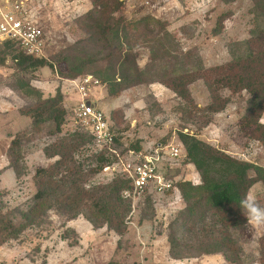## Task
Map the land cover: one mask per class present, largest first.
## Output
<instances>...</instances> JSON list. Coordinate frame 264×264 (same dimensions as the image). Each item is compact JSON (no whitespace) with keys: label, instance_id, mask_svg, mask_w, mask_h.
<instances>
[{"label":"rangeland","instance_id":"rangeland-1","mask_svg":"<svg viewBox=\"0 0 264 264\" xmlns=\"http://www.w3.org/2000/svg\"><path fill=\"white\" fill-rule=\"evenodd\" d=\"M1 1L6 6L20 5L45 30L49 43L46 61L53 67L52 71L48 67L20 71L12 60L17 52L5 51L0 46V56L2 52L5 56V63L0 66V192L4 194L7 210L22 211L35 192V171L53 162L43 156L42 150L55 138L46 136L50 125L37 132L30 129V119L22 116L20 111L34 107L36 102L33 97L18 91L16 83L19 79L29 81L32 87H39L45 99L54 96L57 88L61 94L68 91L70 97L75 98L77 92L68 83L69 79L60 77V73H66L67 66L59 60L65 55L62 53L85 38L75 22L86 14L91 4L89 0ZM119 1L123 5L116 17L135 22L150 16L164 22L166 30L179 43L181 52L197 54L206 69L229 62L231 45L247 40L255 25L250 0H235L229 4L220 0ZM220 17H223L222 28L215 32ZM135 55L141 69L150 61L145 47L136 49ZM87 76L99 82L98 87L89 92L88 99L109 119L123 147L136 142L141 149L158 144L178 145L177 134L183 133L237 160L264 168V141L254 140L250 135L252 126L243 119L246 93L232 95L227 90L222 91L220 96L230 102L221 112L209 115L202 111L211 99L201 80L188 87L196 109L159 83L139 85L111 97L106 86L92 72L87 71L80 78ZM74 101L71 103L76 104ZM206 117L211 118V122L202 126ZM260 123L264 125V113ZM62 131L84 130L75 122L73 112H69ZM22 133L26 134L21 144L24 172L16 177L9 167L7 151L13 138ZM85 149L98 151L94 144ZM122 149L118 152L124 155ZM185 161L180 158L170 163L168 169L164 165L162 171L176 182L188 181L198 185V173ZM118 171H102L94 181L108 184L117 176L121 177ZM250 190L256 193L258 203L264 207V185L256 183ZM130 203L131 212L125 221L127 230L121 236L106 227L93 229L81 217L63 226L61 219L52 215L50 226L27 230L17 240L0 246V264H229L220 254L181 260L170 257L167 238L173 225L179 228L180 214L185 208L177 188L169 196H156L149 189L130 199ZM66 228L75 231L66 236L68 240L61 238L65 237ZM263 228L247 222L244 229L233 233L240 264H264V257L259 254ZM74 241H77L76 245H72Z\"/></svg>","mask_w":264,"mask_h":264},{"label":"trees","instance_id":"trees-1","mask_svg":"<svg viewBox=\"0 0 264 264\" xmlns=\"http://www.w3.org/2000/svg\"><path fill=\"white\" fill-rule=\"evenodd\" d=\"M89 1L91 8L75 22L85 38L62 53L67 55L59 62L67 67L66 73H60L61 78L76 80L87 71L92 72L111 97L129 88L155 82L196 109L188 87L201 80L211 99L202 111L209 115L221 112L230 102L220 96L222 91L227 90L232 95L244 92L247 99L243 119L252 126L250 135L254 140L264 141V125L260 123L264 113V0H250L255 25L249 38L231 45L229 62L208 69L197 54L181 52L164 22L150 16L127 22L115 16L122 8L121 1ZM220 1L229 4L235 0ZM222 22L223 17H220L215 32L222 28ZM0 46L5 51L17 52L12 60L20 71L44 67L53 70L46 60L27 57L9 43ZM140 46L147 48L150 55L143 69L138 66L135 55ZM1 54L0 66H3L5 56L4 52ZM16 88L35 99L34 107L20 111L30 119V129L37 132L50 125L46 136L54 137L55 141L45 146L42 153L53 162L35 171V192L24 210H7L4 194L0 192V246L17 240L27 230L50 226L52 215L61 219L63 226L81 217L93 229L106 227L118 236L123 235L131 203L122 193L130 189V182L119 176L108 184L94 181L104 167L114 163V156L105 150L90 152L85 149L93 144L86 131L63 133L69 113L59 88L54 96L46 99L29 81L19 79ZM210 122L211 118L206 117L202 126ZM25 136L22 133L14 137L7 151L9 167L16 177L24 172L21 144ZM177 138L185 151V162L194 167L200 183H176L185 208L180 214L179 228L173 225L167 238L170 257L181 260L220 254L229 264H240L233 239V233L247 225L240 200L256 183L264 185V168L237 160L196 137L178 133ZM114 148L117 151L121 148L123 151L141 150L139 142L123 147L120 137L115 139ZM74 232L66 228L65 237L61 238L68 240L66 236ZM76 244L74 241L72 245ZM259 246L262 258L264 234Z\"/></svg>","mask_w":264,"mask_h":264},{"label":"built area","instance_id":"built-area-1","mask_svg":"<svg viewBox=\"0 0 264 264\" xmlns=\"http://www.w3.org/2000/svg\"><path fill=\"white\" fill-rule=\"evenodd\" d=\"M4 43H9L27 57L47 60L49 43L45 30L20 5L6 6L0 0V45ZM68 83L76 90L78 97L72 111L75 122L91 135L98 151L105 150L115 158V162L102 171L118 169V174L130 182V189L124 191L122 196L135 199L149 189L156 196H169L176 189L177 182L163 172L164 165L168 169L170 163L185 159L182 145L158 144L140 151L126 149L122 155L114 148L118 135L109 119L88 99L89 92L97 88L99 82L87 76L69 80Z\"/></svg>","mask_w":264,"mask_h":264},{"label":"clouds","instance_id":"clouds-1","mask_svg":"<svg viewBox=\"0 0 264 264\" xmlns=\"http://www.w3.org/2000/svg\"><path fill=\"white\" fill-rule=\"evenodd\" d=\"M240 207L247 213V222L257 228L264 227V207L258 201L256 193L249 190L240 200Z\"/></svg>","mask_w":264,"mask_h":264},{"label":"crops","instance_id":"crops-1","mask_svg":"<svg viewBox=\"0 0 264 264\" xmlns=\"http://www.w3.org/2000/svg\"><path fill=\"white\" fill-rule=\"evenodd\" d=\"M36 88H38V90H39V87H36ZM74 96H75V98L72 99L70 97V93H68V91L67 92L66 91H64V92L62 91L63 105H64L65 109L68 111V113L72 112L73 111L72 108H74L73 106L76 105L75 103L72 104L71 102H73V100H75L74 102L78 101L77 95H74ZM65 103H66V105H65Z\"/></svg>","mask_w":264,"mask_h":264}]
</instances>
